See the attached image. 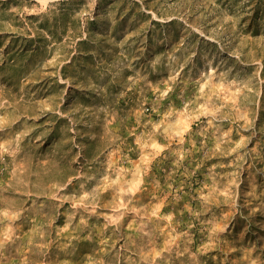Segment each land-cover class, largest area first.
Segmentation results:
<instances>
[{"label": "rangeland", "instance_id": "374dc122", "mask_svg": "<svg viewBox=\"0 0 264 264\" xmlns=\"http://www.w3.org/2000/svg\"><path fill=\"white\" fill-rule=\"evenodd\" d=\"M0 264H264V0H0Z\"/></svg>", "mask_w": 264, "mask_h": 264}]
</instances>
